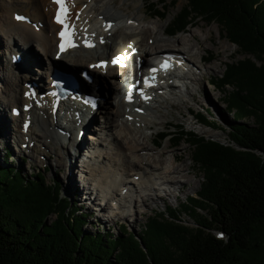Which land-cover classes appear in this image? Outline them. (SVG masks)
Segmentation results:
<instances>
[{"label":"trees","instance_id":"trees-1","mask_svg":"<svg viewBox=\"0 0 264 264\" xmlns=\"http://www.w3.org/2000/svg\"><path fill=\"white\" fill-rule=\"evenodd\" d=\"M188 1L189 12L168 32L184 30L192 18H208L246 53L264 60V0ZM147 8L153 17L165 18L154 2ZM211 80L221 90L232 87L227 108L234 111L236 104L254 122H237L236 115L234 122L211 119L200 111L199 120L228 131L229 142L181 125L177 133L161 132L155 139L160 145L172 138L176 146L186 137L196 150L194 160L205 182L182 204L196 227L182 224L178 209L168 206L157 212L160 217L146 218L140 236L124 224L118 234L86 232L88 215L76 198L63 194L62 183L49 181L41 170L24 173L8 165L15 152L6 147L0 164V264H264V62H237ZM205 202L217 218L211 212L204 220L195 217L199 209L206 210Z\"/></svg>","mask_w":264,"mask_h":264},{"label":"bare ground","instance_id":"bare-ground-1","mask_svg":"<svg viewBox=\"0 0 264 264\" xmlns=\"http://www.w3.org/2000/svg\"><path fill=\"white\" fill-rule=\"evenodd\" d=\"M65 5L70 10L67 24L74 26L79 47L65 54H60L57 35L61 26L53 21L57 9L55 2L52 0H0V34L9 55V61L5 65H3L0 58V77L1 83H3L0 84V105L3 107L11 106V109H13L17 104H20V107L23 108L18 117L13 116V122L17 128L15 139L18 138L21 144L24 143L26 150L28 149L29 152H31L30 148L32 149L35 146L36 140H40L44 145L52 140L56 145L55 154L61 161V159H64L65 153L62 150L63 147L75 145L78 133L85 131V127H89V123L85 124V122L88 121L89 117H93V115L95 117V114L100 110L99 108L105 99L106 82H109V78L115 73L119 75L122 72V77L119 80H112L114 86L110 84V89L115 92L114 101L119 108L116 113L118 118L114 124L115 130L107 133V137L90 135L92 140L90 147L94 150L101 145L104 147L112 145L113 143L109 141V137L113 141H122L117 148H110L112 152L100 150L98 154H92V160H95V157L104 156L110 162V166L115 165L114 172L118 169L117 173L120 171L121 178L117 181V176L111 174L109 168L97 172L91 166L90 174L99 176V182L102 183L107 182L109 178V175H105L104 172L110 171H108L110 177L112 176V179H116L117 182L108 184L107 187L110 196H112L111 200L117 201L116 206H118V209L125 206L118 198L120 197L119 189L122 187V190L127 191L129 189L132 192V186L135 185V182H138V179H142L146 183H144L145 186H141V188H144L145 195L154 200L160 199L161 196L153 192L155 190L154 186L151 187L153 183L171 187L177 186L179 190H185L187 186L191 188L190 180L184 177L186 173L194 170L193 165L168 167L163 159L167 150L170 149L172 139H169L161 151L156 153L154 145L158 144H156L153 137L151 138L153 143L148 140L150 134L145 132L144 129L153 130L157 126L169 124L168 114L172 108H178L183 116H185V112H188L196 119L197 112L193 110L191 102H196L201 106L206 105L207 102L209 103V97L197 99L196 95L197 93L203 94L205 88H207L204 74L211 72L213 68L218 69V66L206 63L207 57L210 56L209 54L206 55L207 48L214 47L211 44H209L210 46L205 44L207 42L206 38L213 43L210 37L211 30H207L209 37L203 29H200V38L192 33L190 35L192 42L184 37L166 40V36L171 35L168 32V27L160 20L145 22L149 17H152V12L148 10L146 5H142L137 0H66ZM21 11L23 13H20ZM20 15H24L25 19H17ZM199 27H202V25H199ZM33 45L47 59L46 71L36 68L39 67L41 61L38 58L33 59L35 55L30 54V46ZM219 48L225 53L229 47L221 43L217 49ZM218 52L220 51L218 50ZM166 53L178 58V66L181 63L184 66L182 68H172L171 65H159V69L165 73L151 74L152 84L157 81L160 83L169 81L170 73L176 72L182 74L184 78L182 85H186V88L178 87L180 84H169L166 87L158 86L151 89V94L156 99L149 100L146 104L135 103L129 107L126 104L125 93L134 80H129L128 84L124 83L126 81L124 77L127 75L129 67L119 68L121 70L119 71L117 67H112L110 62L117 58L125 59V61L133 60L134 62L140 58L142 62H146L151 57L164 59ZM17 56L21 58V63H23L21 65L25 67L20 66L18 69L13 70L12 67L17 68V65L13 63V59ZM33 62L38 66L33 67ZM54 66L64 67L73 72L86 67L90 73L95 74L97 84L101 86L97 88L94 84L84 82L87 83V85H83L86 88L78 89L73 93L77 95L78 105L67 103L57 94L50 92H44L45 95L42 97V90L40 89L45 87L46 90H51L54 88L51 84L52 68ZM151 66L157 67V65ZM186 68H188V71ZM30 69L33 70L27 72ZM22 71L26 75L22 74ZM123 88H126L125 92ZM33 91L36 92V96L33 95ZM122 91L123 93H121ZM86 94L99 98L94 106L90 100L80 99V96L85 98ZM142 94L145 95V92ZM55 100L60 101V113L58 114L54 113L53 110ZM28 106H30L29 110H27ZM79 109L82 110L81 120L85 122L77 126L75 123L78 121H73L71 116ZM62 111L65 113L64 117L61 115ZM133 111L137 123L132 122L133 116L131 115ZM105 112L106 114H103ZM100 114L102 117L107 115L106 107ZM128 114L129 116H127ZM19 118H21V121ZM29 121L31 125L26 127L25 124ZM186 121L193 123L191 116ZM103 125L101 128L99 126H92V128L98 134L103 132L104 129L109 131V128L111 129V126H113V121H109L108 125ZM204 132L208 131L204 130ZM129 138L132 144L127 142ZM114 149H117L116 152H114ZM20 151H22L21 147ZM111 153H114V155H110ZM181 155L182 153L174 151L172 160L178 163L181 161L186 162V159H182ZM121 167L124 168L121 169ZM166 172L171 175H166ZM149 173L154 174L155 177L152 178ZM85 189V193H89L88 199H91L90 195L95 190L99 191V186H94V188L87 186ZM169 194L173 195L170 190L165 192V196ZM97 196H100L104 201L107 200L109 195L108 193L106 195L97 193ZM136 199L138 200V197ZM124 200L129 199L125 196ZM117 214L119 213L116 212V216ZM111 215L113 216V213Z\"/></svg>","mask_w":264,"mask_h":264},{"label":"rangeland","instance_id":"rangeland-1","mask_svg":"<svg viewBox=\"0 0 264 264\" xmlns=\"http://www.w3.org/2000/svg\"><path fill=\"white\" fill-rule=\"evenodd\" d=\"M136 1V0H135ZM142 5H148L149 2H154V4L157 5V9L162 10L166 13L165 18L160 16L157 17H149L147 21L145 22H152L154 20H160V22H163L165 26L170 28H175L178 23L179 17H183L185 14L189 12V1L188 0H137ZM188 11V12H187ZM20 13H23L22 11ZM153 14V13H152ZM190 19V18H189ZM192 22H187L186 27L184 30L179 31L178 33H174L171 35H167L166 40H172L176 37H184L189 40V42H192L190 40V35L194 33L196 37L200 38L201 34H199L201 31L200 29H203L206 33V35L209 37V34L207 30L210 31V38L213 43L206 38L205 44L207 46L211 44L214 47L207 48L206 55H211L210 58L208 57V60L206 63L218 66V69L211 70V72H207L204 74L205 78V85L207 88H205V92L197 93L196 98L197 99H203L206 97L210 98L209 103L207 101V104L204 106H201L200 104L196 102H191V106L193 107V110L197 112H204L208 116H210L211 119H214L213 117H217L219 119V116L225 117L229 122L236 121V117H239L240 121L237 122H244L247 124H252L254 122L253 116H246L245 114L240 113L239 108L235 105L234 111L227 108V105L230 104V96L229 93L233 91L232 87H224L223 90L221 88H214L210 82L208 83V79L210 78H221L224 74L226 68L228 66H233L237 62H252L256 65H260L264 62V60H261L259 57L255 55H251L246 53V51L238 46L235 42L231 41L225 31L223 30L222 26L217 21L210 22L208 18H192ZM194 21V22H193ZM199 25H202V27H199ZM221 43L226 44L229 48L227 52H223L221 48L217 49L218 46H220ZM18 45V41H17ZM6 44L4 43V40H2L1 34H0V58L3 61V65L9 61V55L6 51ZM210 46V45H209ZM218 50L220 52H218ZM30 54L35 55L33 59H39L41 62L39 64V67H36L37 64L33 62V67L39 68L40 70H47L46 66H48L47 59L44 57L43 54H41L35 45L30 46ZM156 55V54H153ZM249 60V61H248ZM22 60L20 57L17 56V58L13 59V63L16 64L17 68L12 67L13 70L18 69L23 63H21ZM38 66V65H37ZM25 67V66H24ZM11 69V68H10ZM33 69L28 70L27 72L32 71ZM36 72V70H35ZM22 74L26 75L24 71H22ZM1 75V74H0ZM15 79V78H14ZM25 79V78H24ZM47 79V77H46ZM34 80V79H33ZM111 81V83H110ZM48 82V81H47ZM0 84L1 83V77H0ZM22 84H24L22 82ZM110 84H112V79H109V82H106V86L104 89V101L99 108L100 110L95 114V117H89L88 121L85 122L89 123V127H85V131H80L78 133V139L75 142V145L71 146H65L63 147L64 153V159L59 160L58 156L55 154V148L56 145L52 140L48 141V144H43L40 142V140L35 141V146L33 148H30V151L28 149L26 150V147L23 144L20 143V141L15 139L17 134V128L14 125L13 122V110L11 109V106L3 107L0 105V164L3 165V159L5 157V148L10 147L15 152L14 157L10 159V162L8 165L16 166L17 168H21L24 173H34L41 170L42 172H45L47 175V178L50 180L57 179L60 181L63 185V194L67 195L71 199H75L78 201L77 205L80 207L82 212L88 215L86 218V224L84 225L83 229L86 232H97V229L100 230L103 234H106L108 231H112L114 234L119 233L118 226L121 224L126 225L129 228V231H134L138 236L142 234V227L146 221V218L148 216H158L157 212L165 211L166 208L169 206L175 207L178 209L180 221L182 224H184L187 227H196L195 218L190 216V214L184 212V207H182L183 202L187 199L188 196L196 195L198 191L201 190L202 186L205 182V172L203 168L199 167L198 164L195 163L194 160V154H195V148L190 144L189 140L184 137L178 145H172L170 144V149L167 150L166 154L164 155L163 162L166 163L168 167H175L181 165H189L192 164L194 170L189 171V173H186L185 179L190 180V183L192 185L191 188L179 190L176 187H171L167 185H159L156 183H153L151 187H155L154 193H157L161 196L160 199L154 200L145 195L144 188H141V186H145V182L142 181V179H138V182H135V185L132 186V192L129 191V189L126 191L125 189L122 190V187L119 189L120 197L123 205H125L122 208L118 209V206H116L117 201H112L110 196V191L107 187L109 184H113L118 181V179L121 178L120 171L114 172L115 165L110 166V162L104 158V156L101 157H95V160H92V154H98L100 150L105 152V150L110 151V148H117L122 141L116 140L113 141L112 138L109 137V141L113 143L112 145L107 146H99V148L90 147L92 140L90 139V135L93 136H102L107 137L106 134L110 133L111 131H114V124L116 123V119L118 118L116 116L117 111L119 108L116 105V102L114 101L115 98V92L114 90L110 89ZM37 85V84H36ZM42 85V84H41ZM44 85V82H43ZM97 85V83H95ZM101 85H97V87H100ZM114 86V85H113ZM45 88V87H44ZM40 90H46L45 89ZM39 90V91H40ZM124 91V90H123ZM123 91L121 93H123ZM213 91V92H212ZM250 100L253 102V100L250 98ZM15 107H20V104H17ZM106 107L107 109V115L103 116L100 114L102 110ZM21 108V107H20ZM206 108H211L212 113L215 115H210ZM185 109V108H184ZM103 114H106L103 113ZM135 112L133 111V123H137V119L135 117ZM236 115V117H235ZM129 116V114L127 115ZM191 116V119L193 120V123L187 122V118ZM198 117V116H197ZM21 121V118H19ZM81 120V119H80ZM168 120L169 124L165 126H157L153 128V130H148L147 128L144 129L145 132L150 134L148 136V140L152 142L151 138L153 139L158 138V132L162 130H168L170 133H177L181 128L178 125H181L184 127L185 131H195L199 135H204L207 138H212L218 141H221L223 143L229 142V135L228 131H224L221 129H216L211 124L207 123H200V120L198 118L194 119L192 117V114H189L188 112H185V116L182 115V113L179 111L178 108H172L171 112L168 114ZM109 121H113V126H111V129H104L103 132L97 133L93 130L92 126H101L108 125ZM107 122V123H105ZM103 125V126H104ZM92 128V129H90ZM118 129V128H117ZM204 130H207L208 132H204ZM169 139L172 138H166L160 145H154V151L156 153L160 152L162 147L168 143ZM127 142L132 144L131 139L129 138ZM26 143V142H25ZM157 144V143H156ZM38 145V146H37ZM50 146L51 148H49ZM20 147L22 151H20ZM107 147V148H106ZM89 150V151H88ZM117 149H114V152H116ZM39 151V152H38ZM101 151V152H102ZM180 152L182 153V159H186V162H175L172 160V153ZM35 155V156H34ZM110 155H114V153H111ZM118 158V157H116ZM90 165V166H89ZM98 172V170L109 168L111 169V174L117 176V181L112 179V176L110 177V173H108L109 170L104 172L105 175H109L108 181L106 182H99L100 177L90 174V168L92 167ZM117 166V165H116ZM124 167H121L123 169ZM110 172V171H109ZM166 175H171L168 172L165 173ZM150 176L155 177V175ZM139 176V175H138ZM96 179V180H92ZM137 179V176H136ZM143 182V183H142ZM145 183V184H144ZM108 185V186H109ZM91 187L94 188V186H99V191L95 190L93 191V194L90 196L91 199H88L89 193H85L86 189L85 187ZM101 188V190H100ZM157 189V190H156ZM91 190V189H90ZM169 190L173 193V195L169 194L165 196V192H169ZM97 193L101 195H106L108 193L107 200H102L100 196H97ZM131 195V196H130ZM125 196L128 197L129 200L125 201ZM138 197V200L136 199ZM144 197V198H143ZM147 197V198H145ZM142 199L143 203L142 202ZM95 202V203H94ZM107 202V203H106ZM107 204V207H106ZM103 207V208H102ZM206 210H201L195 214V217L198 218V220H204L202 218L209 217L212 213L215 218L218 217L215 210L211 209V206L208 202H205ZM113 211V212H112ZM116 212L117 214L116 216ZM211 212V213H210ZM113 213V216L111 215ZM99 214V216H98ZM111 215V216H110ZM162 218V217H161ZM55 219V216L52 215L49 217V222L53 221ZM110 229V230H109ZM219 232V231H215Z\"/></svg>","mask_w":264,"mask_h":264},{"label":"snow or ice","instance_id":"snow-or-ice-1","mask_svg":"<svg viewBox=\"0 0 264 264\" xmlns=\"http://www.w3.org/2000/svg\"><path fill=\"white\" fill-rule=\"evenodd\" d=\"M57 2L61 4L62 12H64V13L66 14V9L63 8V0H57ZM17 19H22V18H21V17H17ZM57 22H58V23H64V20L61 18L60 14H58V16H57ZM61 36H62V37L64 36V33H63V32L61 33ZM69 44H70V41H69ZM118 59H119V58H117V59L114 60L113 62H114V63H115V62H118ZM153 71H155V70H153ZM93 106H94V104H93Z\"/></svg>","mask_w":264,"mask_h":264}]
</instances>
